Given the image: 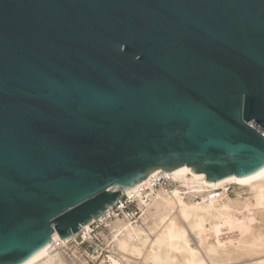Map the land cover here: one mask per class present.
<instances>
[{"label": "water", "instance_id": "water-1", "mask_svg": "<svg viewBox=\"0 0 264 264\" xmlns=\"http://www.w3.org/2000/svg\"><path fill=\"white\" fill-rule=\"evenodd\" d=\"M264 0H0V264L155 169L264 170Z\"/></svg>", "mask_w": 264, "mask_h": 264}, {"label": "bare ground", "instance_id": "bare-ground-1", "mask_svg": "<svg viewBox=\"0 0 264 264\" xmlns=\"http://www.w3.org/2000/svg\"><path fill=\"white\" fill-rule=\"evenodd\" d=\"M260 131L264 134L263 129ZM159 173L168 177L169 186L155 185L152 180L156 179ZM205 180L203 173H194L187 165L173 170L155 169L144 181L123 192L133 197L139 215L135 220L123 215L108 223V242L114 254L119 257L116 259V255L115 257L110 256L112 264H119L121 260L134 264L129 259L131 257H141L139 264H206L207 261L206 263L203 261L202 254L200 255L197 250L199 248L193 244V240L199 245H202V242L204 244L201 235L207 231L206 223L209 227L207 229H210L216 236L221 226L224 225L229 229L236 228L242 234L241 236L248 234L249 238L241 242V246L244 247L243 253L244 250L263 251L264 229L260 227L256 231L252 229L255 216L250 212L264 211V170L257 176L244 181H236L235 175L215 182ZM228 184L248 189L251 197L241 195L231 197L226 187ZM109 212L110 207L92 222L104 220ZM240 213L242 217L238 216ZM258 213L260 215V212ZM90 224L82 225L79 232L83 231L86 235L90 230ZM72 236L60 238L57 232L53 231L49 245L23 264H33L46 255H49L48 258L46 257L48 262L52 259L50 258L51 251H57L60 247L65 248L64 246L72 239ZM218 245L215 242L204 248L208 255L214 256L218 251H222V246L220 245L221 250H218ZM223 255L226 256L225 253ZM39 261L41 264V260ZM254 264H264V257Z\"/></svg>", "mask_w": 264, "mask_h": 264}, {"label": "rangeland", "instance_id": "rangeland-1", "mask_svg": "<svg viewBox=\"0 0 264 264\" xmlns=\"http://www.w3.org/2000/svg\"><path fill=\"white\" fill-rule=\"evenodd\" d=\"M253 126L256 129L261 130V128L256 124H253ZM226 187H227L228 193L230 194L231 197H236V195H241L243 197H249V198L251 197L250 191L248 189L239 188V186L237 187V185H234V184L233 185L228 184V185H226ZM236 192H238L239 194H237ZM233 195H235V196H233ZM135 205H136V202L133 201L130 204L129 208L136 209ZM254 212H250L251 214H254V216H255V220L252 222V226H253L252 229L255 231L258 229V227L264 229V222H263L264 217H262V216H264V211L258 210V212H260V215L256 210H254ZM245 213H246V211H245ZM240 214H238V216L242 217V214H241V216H240ZM260 216H261V218H260ZM117 217H122V215H118ZM115 218L116 217H111V218H108L107 221H96V222H94L90 226L91 231L89 230V232L86 235L83 234V231L79 232L83 236H85V238H83L80 235H78L76 237V235L78 234L77 233L76 235L72 236V239L70 241H68L66 243V245L64 246L65 248L60 247L57 249V251H51L50 258H52V259L49 258L50 260L48 262L46 261V257L47 256L49 257V255H46L43 258L39 259V260H41V264H45V261L47 262L46 264H48L49 262H50L49 264H112L110 256L115 257L116 254H114V250L111 249L112 247L108 242V238H109L108 223ZM135 219H136V216L134 219H131V220H135ZM261 220H262V222H261ZM207 228H209V227L206 223L205 229L207 231H205V233L207 235L205 233L201 235L202 241H204V244L202 242V245H199L196 242H194L195 240H193L194 246L199 248L197 250L200 252V255L202 254L201 256H202V259L205 263L207 261L208 264H232V263L233 264H252V262L254 264V262H256L259 259H262L264 257V249H262L263 251H261V252L259 250L258 251L253 250V252L244 250V253L242 252L244 247L241 246V242L244 239L249 238L248 234L241 236L242 234H240L239 230H237L236 228L229 229L227 226L224 225V226H221L220 231L216 236L215 234H213V232L210 229H207ZM239 239H242V240H239ZM215 242H217V244H219L218 250L222 249V251H218V253L215 254L214 256H212L210 254L208 255L207 252L205 251L206 250L205 248H207L210 244H214ZM197 245H199V246H197ZM205 245H206V247H205ZM220 245L222 246L221 249H220V247H221ZM236 245H238V246H236ZM201 248H204V249H201ZM226 250H228V251H226ZM229 251L231 254L228 253ZM236 251H238V252L235 253ZM201 252H203V253H201ZM223 252L225 253L226 256L223 255L224 254ZM233 253H235V254H233ZM238 255H240V256H238ZM53 258H54V260H53ZM115 258L117 259L119 257L116 255ZM131 258H132V260H131ZM131 258H129L131 263L139 264L141 262V260H140L141 257H135V258L131 257ZM221 258L223 259V261ZM39 260L33 264H37V263L39 264L40 263ZM52 261H54V263ZM42 262H44V263H42ZM119 262H120L119 264H125V263L128 264L127 262H125V260H121Z\"/></svg>", "mask_w": 264, "mask_h": 264}, {"label": "built area", "instance_id": "built-area-1", "mask_svg": "<svg viewBox=\"0 0 264 264\" xmlns=\"http://www.w3.org/2000/svg\"><path fill=\"white\" fill-rule=\"evenodd\" d=\"M155 185H166L169 186L170 185V181L168 180L167 176H164L163 174L159 173L158 176L156 177V179L152 180ZM133 197H129L127 195H125L124 193H122L121 198L114 203L113 205L109 206L110 207V212L107 214V217L104 218V220H98V221H106L108 218L111 217H117L118 215H126L128 218L134 219L135 216L137 217L139 215L138 210L134 209V208H129L130 204L133 202ZM96 222V221H95ZM94 222H91L90 226L93 224ZM91 231V230H90ZM80 235L83 238H85V236H83L81 233H78L76 235V237Z\"/></svg>", "mask_w": 264, "mask_h": 264}]
</instances>
